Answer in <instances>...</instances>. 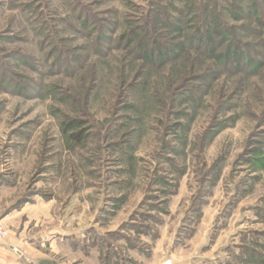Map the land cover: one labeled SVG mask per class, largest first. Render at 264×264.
I'll return each instance as SVG.
<instances>
[{
    "label": "rangeland",
    "instance_id": "1",
    "mask_svg": "<svg viewBox=\"0 0 264 264\" xmlns=\"http://www.w3.org/2000/svg\"><path fill=\"white\" fill-rule=\"evenodd\" d=\"M204 6L256 71L183 46ZM224 6L0 0V224L12 237L76 233L113 264H264V25ZM137 28L182 52L152 60Z\"/></svg>",
    "mask_w": 264,
    "mask_h": 264
},
{
    "label": "trees",
    "instance_id": "2",
    "mask_svg": "<svg viewBox=\"0 0 264 264\" xmlns=\"http://www.w3.org/2000/svg\"><path fill=\"white\" fill-rule=\"evenodd\" d=\"M219 1L225 3L224 7L227 15L232 20L255 18L257 19V23L260 24V26L264 25V0ZM237 1H239L240 4L235 5V2ZM204 9L205 11L203 10L202 13L205 17L204 20L202 21L201 19L202 22L196 26L193 34L190 36V39L185 42V45L183 46L189 48L192 47L195 49L198 48V50L201 49L209 56H211L213 52L217 50V48H220L221 53L217 56L219 64H225L230 67L232 66V68L238 69V71L242 72L246 69L253 72L256 71L258 69V64L254 57H252L250 53H247V47L240 44V41L237 39V37L234 36L235 38H233L232 34L230 35V32H228L226 28H223L220 24H218L217 21L219 19L216 17V13L212 7L204 6ZM156 20L159 22L158 17H156ZM139 32L140 30L138 28L131 31V40L137 39ZM214 41H218V43H216L218 44L217 46H215V44L213 45ZM145 43L147 44L146 48H150L148 53L149 57L152 58V60L156 58L158 63H164L176 59L183 50V47L178 43L167 42L162 46L156 44V39H152L150 35L143 36L141 39H139L137 41L136 48L143 49V44ZM146 53L147 51H145V54ZM148 55L147 58H149ZM226 57H228V60ZM224 58L226 59V63L223 61ZM105 260L108 261L110 258L107 257ZM119 264H126V262L121 261Z\"/></svg>",
    "mask_w": 264,
    "mask_h": 264
},
{
    "label": "crops",
    "instance_id": "3",
    "mask_svg": "<svg viewBox=\"0 0 264 264\" xmlns=\"http://www.w3.org/2000/svg\"><path fill=\"white\" fill-rule=\"evenodd\" d=\"M1 219L0 222H3ZM82 231V230H81ZM49 238H44V242H36L37 238H23L22 234L18 237L8 238L0 242V264H65L69 261L66 258L70 254L73 259L71 263L80 261L82 263L94 264H113L110 260L101 259L97 250L92 248V252H85L83 239H76L75 234L51 232ZM42 239V238H41ZM60 256V258H58ZM66 259V260H64ZM89 263V264H90Z\"/></svg>",
    "mask_w": 264,
    "mask_h": 264
},
{
    "label": "built area",
    "instance_id": "4",
    "mask_svg": "<svg viewBox=\"0 0 264 264\" xmlns=\"http://www.w3.org/2000/svg\"><path fill=\"white\" fill-rule=\"evenodd\" d=\"M9 236V232L0 224V242L5 241ZM164 264H171L168 260Z\"/></svg>",
    "mask_w": 264,
    "mask_h": 264
}]
</instances>
